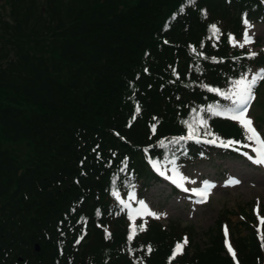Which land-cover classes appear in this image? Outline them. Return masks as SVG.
<instances>
[{
    "label": "trees",
    "instance_id": "obj_1",
    "mask_svg": "<svg viewBox=\"0 0 264 264\" xmlns=\"http://www.w3.org/2000/svg\"><path fill=\"white\" fill-rule=\"evenodd\" d=\"M6 1L0 264H129L125 255L116 262L98 254L125 245L132 220H142L111 192L114 179L124 194L127 185L141 191L155 182L156 167H177L185 156L179 151L205 138L240 137L223 117L230 100L223 87L243 70L238 51L223 34L213 36L197 9L236 29L240 10L257 0ZM210 93L217 103L206 106ZM133 97L142 106L135 116ZM190 131L200 142L173 143ZM22 142L30 148L26 158L12 149ZM250 207L239 206L241 220L228 233L235 259L221 227L235 213L230 209L201 233L192 225L180 230L174 220L146 221L136 231L141 258L167 264L169 247L188 231L189 245L172 257L177 264H264V224L258 227Z\"/></svg>",
    "mask_w": 264,
    "mask_h": 264
},
{
    "label": "rangeland",
    "instance_id": "obj_2",
    "mask_svg": "<svg viewBox=\"0 0 264 264\" xmlns=\"http://www.w3.org/2000/svg\"><path fill=\"white\" fill-rule=\"evenodd\" d=\"M8 10L7 1L0 0V11L6 14ZM197 10L208 26L216 25L219 30H223L224 32L231 30V25L228 24L222 16H211L203 8H198ZM247 31L250 35L251 43L246 44L244 47L247 49H254L261 54L262 52L258 46L256 48L252 45V40L254 35H258L260 44H262L264 39V25L259 24L257 30L248 28ZM236 41L239 47V43H242L243 38L237 39ZM195 57L194 55L193 58ZM131 86H133V84L128 82V87ZM133 99L136 105L142 108L140 102L135 97H133ZM4 102H6L5 99ZM250 108L246 117L253 122L254 117L256 124L261 130L257 129L264 132V123L260 119L263 118L264 120V81L259 87L258 93L256 94L255 100L251 103ZM262 136L264 138V133H262ZM12 147L22 158H26L30 155V148L25 142ZM252 151L254 152L253 149ZM183 170L185 174L181 179L179 178V174H175V179L181 183V185L189 187L191 191L194 189L191 187L195 184L198 183L197 186L203 188L205 187L204 182H208V186L205 187L208 188L210 192V199L208 201L185 204L180 196L169 195V184L165 181L163 184L150 183L147 188H144L142 194L145 199L140 200L138 197L131 194V198L135 197L138 201H133L128 204L129 206L127 208L131 209L135 214L141 213L147 215L140 204V201H143L147 211L155 213L157 216L167 218L163 221L165 224L171 221V219H174L180 226L186 224L187 226L192 225L199 233L210 228L217 219L220 218L223 209H230L235 212L231 216H228V220H226L233 231L235 230V223L241 220V215L238 213L239 206L244 205V207H249L254 204L253 210L256 214H258L261 209H264V175L261 174L258 169H253L251 165L245 162L229 158L220 160L214 157L211 160L200 161L199 164H195L192 167L187 164L183 167ZM223 170H225L227 174L232 175L233 178L230 179L229 182H226L221 176ZM171 175L173 176L172 173ZM115 181L118 180L114 179V182ZM233 181H239V183H233ZM117 184L118 183L114 184L110 189L113 194L119 193ZM119 197L121 200L127 202L130 196H127V199H125L123 195H119ZM258 219L260 221L261 217L258 216ZM130 225L132 229H135L133 237H137L136 231L139 232L140 225L145 226L146 222L144 220L140 222L136 219L132 221ZM228 243L227 239L225 244L227 251L229 246ZM35 248L39 250L38 243H35ZM152 248L156 249V246L152 245ZM143 253L137 239L128 240L125 245L120 244L115 248L106 246L98 251V254H102L103 257H109V259L115 258L116 262L120 255H125L129 264H146L136 258ZM166 257H169L167 259V264H177L178 260H172V251H170V247Z\"/></svg>",
    "mask_w": 264,
    "mask_h": 264
},
{
    "label": "snow or ice",
    "instance_id": "obj_3",
    "mask_svg": "<svg viewBox=\"0 0 264 264\" xmlns=\"http://www.w3.org/2000/svg\"><path fill=\"white\" fill-rule=\"evenodd\" d=\"M243 23L246 26V30L243 33L242 43H239V47H241V48H243L246 44L251 43V38H250V35L247 31V28L250 27L249 22L246 19H244ZM209 27H210V31L212 32L213 36H217V34L220 31L217 28V26L216 25H210ZM229 42L232 43L233 46L237 45V41L235 40V37H233L231 35H229ZM255 55H256V53H254V52L249 53V57H254ZM262 79H264V69H261L257 73L252 75L251 79H248V77L245 75V76H242L240 79L235 80L234 81V89L232 91V94H231V96L228 97L229 99L232 100L233 107L225 110L227 113H230V115H229L230 119L236 120L240 123V125L242 126V128L244 129V131L246 133V139L248 141H254L258 145V147H256L254 149V151L256 152L257 155H256V158L253 160V162L257 165H264V139H261L260 134L252 126V121L250 119L246 118V113H247V106H248L249 102L253 99L252 89L256 85L257 81L262 80ZM210 90L215 91V89H210ZM136 111L139 112L138 107H137ZM208 111L211 112L213 115H220L221 114L220 111L212 109L211 106L209 107ZM185 123H187V122H185ZM154 128H155V126L153 125V129ZM187 139H197V142H200L198 138L194 137L191 134V131H190V134L187 137H184V136L179 137V138L175 139L173 141V143H179L180 140H187ZM206 142L207 143H215L214 140L213 141H206ZM161 143H163V142H161ZM232 143H233V141H228L227 143H224L223 146L228 147ZM249 159H252V157H249ZM233 183H239V181H233ZM204 184H205V187L208 186V182H204ZM192 191L196 195L201 196V197H203L205 195V193L200 189H193ZM198 202H201V201H198ZM121 203L123 204V201H121ZM140 204H141L142 208L144 209V211L147 215H152V216L156 215L155 213L147 211V208L144 205L143 201H140ZM261 223L264 224V220H261ZM143 230H144V226L140 225V231H143ZM134 234H135V229L133 228L130 230V234L128 236L129 241H131L133 239ZM225 235H227V229H225ZM186 242L187 241H185V243ZM181 249H182V245L177 244L176 250L173 252V256H175L177 254V252H179ZM149 251H151L150 248H149ZM228 251H229V253L232 254L233 259H235V253L233 252L230 245L228 246Z\"/></svg>",
    "mask_w": 264,
    "mask_h": 264
}]
</instances>
